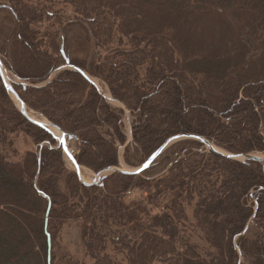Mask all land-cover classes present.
<instances>
[{
    "label": "trees",
    "instance_id": "16d2710c",
    "mask_svg": "<svg viewBox=\"0 0 264 264\" xmlns=\"http://www.w3.org/2000/svg\"><path fill=\"white\" fill-rule=\"evenodd\" d=\"M57 2L77 18L70 53L54 37L46 40L59 29L45 28L62 20V12L52 14ZM155 5L170 12H150ZM219 28L236 33L212 48L207 42ZM23 42L34 49L28 64ZM0 57L18 79L12 85L20 99L73 134L77 163L95 172L118 165L125 135L123 109L111 107L89 76L102 79L130 113L134 145L124 157L131 165L182 133L233 154H264V0H0ZM213 57L219 70L206 62ZM121 72L125 79L117 78ZM23 135L31 147L14 144ZM201 147L195 139L170 145L165 174L151 176L148 167L84 185L67 171L55 137L20 113L0 76V167L18 185H0V264H87L55 251L71 219L80 220L90 264H121L117 252L124 264H264V163ZM133 189L146 194L127 200Z\"/></svg>",
    "mask_w": 264,
    "mask_h": 264
},
{
    "label": "rangeland",
    "instance_id": "374dc122",
    "mask_svg": "<svg viewBox=\"0 0 264 264\" xmlns=\"http://www.w3.org/2000/svg\"><path fill=\"white\" fill-rule=\"evenodd\" d=\"M147 8H148V10L150 12H153V13L155 12L156 9L158 10V12H160L162 10L164 12H166V13L170 12L169 9H168L169 7L167 5H155V7H152V8L147 7ZM51 10H52L53 16L57 15V13H61L62 12L61 13L62 20H61V23L60 22L57 23L59 25H52V27L45 28L46 30H48V31L50 30L51 32H53L54 29H56V28L59 29L58 31L55 32V35H52L51 33H47L46 40H47V42H51V38L54 37L56 39L55 41H57V43L60 46V48H62V51H61V49H60V51L61 52L70 53V51L74 47L73 34L76 31H78L77 27L75 26L76 24H78V22H77L76 15L74 13V8L72 6H70L69 4L65 3V2H57V3H55V6H53L51 8ZM179 21H180L181 26H183V28L188 33L192 32L191 23L190 22L187 23V22L184 21V19H181ZM48 22H50L52 24H55L53 22V20H50ZM45 23H47V22H45ZM153 23H154L153 21H148L146 25L148 27L154 29V24ZM172 23H175L177 25L176 21H172ZM70 24H72V27L69 26L70 28H67L68 25H70ZM232 29L228 30V31L225 30V32H224V30L219 28L218 30L215 31L214 36L212 37V39L210 41H208L207 43L211 42V47L214 48V46H215L214 43L216 41H218L222 37V35H224V34H227L228 36H230V39L228 40V42H232L233 41V36L236 33L235 29L234 28H232ZM202 30L205 31L206 29L203 28ZM192 35H193L194 39L199 38V35L196 32L192 33ZM65 36L68 39L67 43H66V46H64V44L62 43V40H64ZM170 40H172V39H170ZM63 49H65V50H63ZM23 50H24L23 59H24L25 63L28 64L30 55L34 54L33 46H31L30 44H28L26 42H23ZM90 55L97 57L93 45H91ZM156 57L159 58V56L156 53L152 52L151 53V58L155 59ZM104 58H105V53L102 54V60L101 61H103ZM215 59H216V57H215ZM215 59L213 57V58H208L206 60V62L208 64H210V67L212 68L213 71H214L215 68L218 69V70L220 69L219 65L216 64ZM234 65H235V63H234ZM66 67H68V66H66ZM5 69H6V67H5ZM61 69L62 68H60V70ZM60 70L53 71L52 74L50 75L49 79H51L53 76H55L56 72H58ZM7 72L9 74L8 78L10 79V81L11 80L13 82H17L18 81V79L10 71L7 70ZM86 76L88 77V75H86ZM126 77H127L126 74H123L122 72L117 75L118 79L119 78L125 79ZM89 79L96 84V86L98 87L100 92L104 93L107 96L106 100L108 101V103L110 104L111 107H118V108L123 109L122 121H123V133L125 135V141H124L123 144L118 146V152H117L118 165L117 166H119L120 168H123V169H134L138 165L135 166V165H131V164L127 163L125 161V157H124L125 156L126 147L128 145L130 147H132L134 145L133 142H132V134H131V120H132V118L130 116V113L124 107V105L121 102H119V101H117V100H115V99H113L111 97V94L109 92L108 86L106 85V83L102 79H100L98 77H91V76H89ZM122 83H124V81H122ZM124 84L127 85L126 83H124ZM219 84H220V81L217 80V86ZM10 96L12 97V95H10ZM109 96L113 100H111L109 98ZM12 99H13V97H12ZM34 113H36V115L39 116V117L42 116V117L46 118L45 116H43L42 114H40V113H38L36 111ZM30 142H31V139L27 138L26 136L23 135V137L15 138V143L14 144L15 145L18 144V145H21V146L26 145L28 147L29 146L31 147ZM174 143L175 142H173L172 144H174ZM172 144H170V145H172ZM68 146H69V149L72 151V153H76L78 142L75 139L69 140L68 141ZM215 146H217V145H215ZM203 147H201L202 150H204V151H208L209 150L208 147L205 146L204 144H203ZM217 147H219V146H217ZM167 148L149 166V169H150L149 173L151 174V176H158L160 174H165L166 173V171H167V169L169 167V164L166 163L167 161L165 160L166 156L169 153ZM219 148L223 149L221 147H219ZM254 154H257V155H260V156L264 157L263 153H254ZM64 161H65V166H66L67 171H73L74 172L73 164H72L71 160L66 155L64 156ZM80 169H81V174H82L83 179L85 178V179H87L85 181H91L95 171L91 170L90 168H88V167H86L84 165H80ZM0 173L2 175V179H0V185H2V186L3 185H8L9 186L10 183H11L14 187L18 186L17 183H16L15 176H13L14 172L12 174H10L8 172V170H4L2 167H0ZM3 177H7L8 182H4L3 181ZM21 189H23V190H20V194H22L21 196H26L28 194L26 189L24 187L21 188ZM145 194L146 193L144 191H141V190H138V189H133L132 191H130L127 194L126 197H127V200H129V199L130 200H139V199H142L145 196ZM7 202H9L11 205H14V203L16 202V199L15 200H9ZM158 205H163V203H160ZM15 208L16 209H13L12 211H18L19 214H21V212L26 210V208H24V207H17L16 206ZM9 214L11 215V218H13L14 220L16 219V217L14 215H12L11 213H9ZM80 232H81V223H80L79 219H71V220L65 221L64 224L62 225L61 229H60V232H59V235H58V238H57V244H56V247H55V251L57 253H59V255H61L63 253H65L67 255L68 253H70V254L74 255L75 257H77V258L85 259L86 263L90 264L91 263V259L88 258L85 255V253H84V248H83V245H82ZM203 245L208 248L207 243L206 244L203 243ZM262 251L264 253V247L262 248ZM115 259L119 260L121 262V264H124V262H125V253L117 252V254L115 256Z\"/></svg>",
    "mask_w": 264,
    "mask_h": 264
},
{
    "label": "water",
    "instance_id": "95a60500",
    "mask_svg": "<svg viewBox=\"0 0 264 264\" xmlns=\"http://www.w3.org/2000/svg\"><path fill=\"white\" fill-rule=\"evenodd\" d=\"M62 51V49H61ZM68 64V60H66V65H64V68L67 66ZM5 69L2 61H1V57H0V76L2 78L3 84L7 90V92L12 95L14 103L16 104L18 110L20 111V113L27 119L29 120L31 123L45 129L46 131L52 133L54 135V137L56 138L57 142H58V146L61 147L63 153L71 160L73 167H74V172L76 173L79 181L84 184V185H92L95 183H102V181L104 180V178L113 173V172H120V173H124V174H138L141 171H143L144 169L148 168L153 161L173 142H176L178 140H182V139H195L200 141L201 143H203L205 146L208 147L209 150L215 151L225 157L231 158V159H235V160H254V161H258L260 163H264V157L254 154V153H242V154H233L230 152H227L223 149H220L219 147L215 146L212 142H210L209 140H207L206 138H204L203 136L197 135V134H192V133H182V134H177L174 136L169 137L168 139H166L155 151H153L149 157L140 165H138L137 167H135L134 169H123L120 168L117 165H109L106 166L100 170H98L97 172H95L93 174L92 180L91 181H85L82 179L81 175H80V165L77 163L74 154L68 149L67 143L69 140L72 139H76V137L73 134L70 133H66L64 131H62L57 125H55L53 122L46 120L45 122L39 120V119H35L30 117L27 114V109H29L27 107V105L20 99V97L18 96V94L15 92L14 88H13V81L8 78L6 79L5 75L3 74L2 69ZM6 70V69H5ZM20 82V81H19ZM21 84L25 85L26 83L24 82H20ZM111 100H113L111 98ZM18 102V103H17ZM48 126H52L55 127L59 133L60 136L57 137L50 129ZM77 140V139H76ZM247 225L245 226L244 230L246 229ZM244 230L242 232L239 233V235L244 233ZM240 257V255H239ZM240 262V261H239ZM240 264V263H238Z\"/></svg>",
    "mask_w": 264,
    "mask_h": 264
},
{
    "label": "bare ground",
    "instance_id": "6f19581e",
    "mask_svg": "<svg viewBox=\"0 0 264 264\" xmlns=\"http://www.w3.org/2000/svg\"><path fill=\"white\" fill-rule=\"evenodd\" d=\"M2 71H3V74L5 75V77H6V79H8V77H9V74H8V72H7V70H5L4 68L2 69ZM18 103V102H17ZM27 114L30 116V117H32V118H35V119H39V120H41V121H43V122H45L47 119L46 118H44V117H42V116H37L36 115V113H34L32 110H30V109H27ZM49 127V129L57 136V137H59L60 136V133H59V131L55 128V127H52V126H48ZM80 175H81V177H82V174H81V169H80ZM82 179H83V177H82ZM83 180H87V179H83Z\"/></svg>",
    "mask_w": 264,
    "mask_h": 264
}]
</instances>
